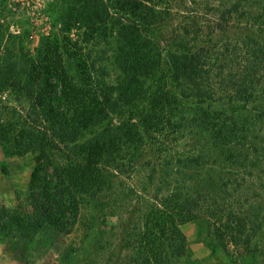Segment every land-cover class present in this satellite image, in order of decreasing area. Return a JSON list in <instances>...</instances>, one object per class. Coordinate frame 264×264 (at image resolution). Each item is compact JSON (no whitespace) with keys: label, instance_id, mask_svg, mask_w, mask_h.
Listing matches in <instances>:
<instances>
[{"label":"trees","instance_id":"trees-1","mask_svg":"<svg viewBox=\"0 0 264 264\" xmlns=\"http://www.w3.org/2000/svg\"><path fill=\"white\" fill-rule=\"evenodd\" d=\"M117 8L135 27L121 46L116 95L85 90L94 64L87 55L70 78L48 62L47 109L66 127L21 145L39 148L28 188L33 211L3 208L1 223L15 218L23 233L0 235L22 242L44 224L70 232L90 204L103 217L129 216L121 245L148 247L155 264H173L184 241L178 225L203 217L236 239L264 236V40L234 32L211 39L247 24L264 37V0H124ZM91 11L85 27L93 38L104 17ZM156 32L167 35L165 47ZM239 101L251 107L243 112ZM105 120L78 142L79 130Z\"/></svg>","mask_w":264,"mask_h":264},{"label":"rangeland","instance_id":"rangeland-1","mask_svg":"<svg viewBox=\"0 0 264 264\" xmlns=\"http://www.w3.org/2000/svg\"><path fill=\"white\" fill-rule=\"evenodd\" d=\"M122 1L95 0L98 7L94 5L92 9L104 19L91 38L85 21L92 12L88 6L92 0H0V215L7 214L3 208L18 214L33 211L28 188L39 148L21 145L29 137L34 141L36 135H53L59 127H66V119L53 116L47 109L48 99L42 87L44 79H48V62L70 78L76 68H84L79 62L76 66L78 56L87 55L94 64L84 68L93 76L85 81V90L92 93L108 89L114 94L112 88L122 75L121 46L124 39L132 40L128 31L135 27L134 18L117 8ZM228 30L223 35L216 31L212 41L232 37L233 32L264 40L253 25ZM155 35V42L165 47L167 35ZM246 103L239 101L237 105ZM250 105L247 103L241 111L246 112ZM112 118L117 123L118 117ZM105 122L79 130L78 142L94 138ZM129 221L127 215L103 217L85 204L70 232L44 224L30 240L11 241L0 235V264H155L147 257L148 247L138 248L132 240L131 246L121 245L125 237L121 225ZM18 222L12 218L1 223L0 217V233H23L15 226ZM217 223V219L206 217L180 223L178 229L184 241L171 252V263L264 264L262 230L251 232L247 241L245 237H231L227 231L213 230L211 225Z\"/></svg>","mask_w":264,"mask_h":264}]
</instances>
